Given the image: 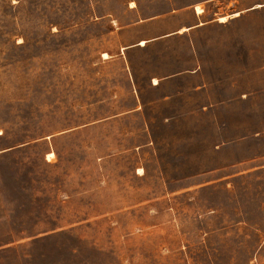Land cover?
<instances>
[{"label":"rangeland","instance_id":"1","mask_svg":"<svg viewBox=\"0 0 264 264\" xmlns=\"http://www.w3.org/2000/svg\"><path fill=\"white\" fill-rule=\"evenodd\" d=\"M0 264H264V0H0Z\"/></svg>","mask_w":264,"mask_h":264},{"label":"crops","instance_id":"2","mask_svg":"<svg viewBox=\"0 0 264 264\" xmlns=\"http://www.w3.org/2000/svg\"><path fill=\"white\" fill-rule=\"evenodd\" d=\"M196 11H197V10H196ZM200 13H202V11H201V12H198V11H197V15H198L199 17H200ZM237 15H239V14H237ZM237 15H235V16H237ZM200 18H201V17H200ZM226 20H228V18H227ZM226 20H220V21H226ZM202 24H204V22L202 21V19H200V20L197 21L195 24L190 25L189 27L186 26V27H184L182 30H178L177 32L180 33V34H183V33H185L186 31H189L190 28H193V27H195V26H200V25H202ZM171 34H173V33H169L168 36H170ZM148 42H149V40H146L145 43L142 44V45L145 46V45H147ZM157 84H159V81H158V82H155V85H157Z\"/></svg>","mask_w":264,"mask_h":264},{"label":"bare ground","instance_id":"3","mask_svg":"<svg viewBox=\"0 0 264 264\" xmlns=\"http://www.w3.org/2000/svg\"><path fill=\"white\" fill-rule=\"evenodd\" d=\"M257 6H260V5H257ZM196 10H197L198 12H201V11H202V9L199 8V6L196 7ZM237 14H239V12H235V13H234V16L237 15ZM227 17H228L227 15H223V16H220V19H221V20H226ZM141 43L144 44L145 41H141Z\"/></svg>","mask_w":264,"mask_h":264}]
</instances>
